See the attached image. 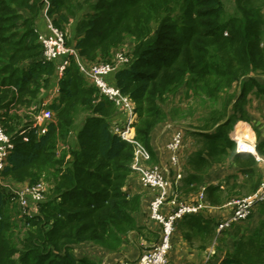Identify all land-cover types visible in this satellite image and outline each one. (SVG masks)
Here are the masks:
<instances>
[{"label": "trees", "instance_id": "obj_1", "mask_svg": "<svg viewBox=\"0 0 264 264\" xmlns=\"http://www.w3.org/2000/svg\"><path fill=\"white\" fill-rule=\"evenodd\" d=\"M46 16L78 52L62 76L57 60L44 59L39 22ZM119 49L129 60L108 80L135 104V137L152 159L151 133L167 121L170 95L199 93L210 104L179 125L194 139L187 159L181 155L183 201L206 186L209 204L220 206L262 183L259 163L237 152L230 132L239 120L252 123L264 159V136L250 112L260 107L253 100L264 99V0H0V124L13 142L0 170V264H101L98 251L142 234V199L132 190L136 145L114 130L116 104L79 65L112 62ZM55 87L47 104L54 116L41 133L31 116ZM217 163L246 178L229 188L206 185ZM43 172L53 176L51 191L27 214L11 187L37 183ZM255 209L256 227L241 225ZM203 211L179 220L186 241L203 251L233 237L217 264H264V202L221 233ZM216 254L206 264H215Z\"/></svg>", "mask_w": 264, "mask_h": 264}, {"label": "built area", "instance_id": "obj_2", "mask_svg": "<svg viewBox=\"0 0 264 264\" xmlns=\"http://www.w3.org/2000/svg\"><path fill=\"white\" fill-rule=\"evenodd\" d=\"M46 19L48 20V30L40 33V41L44 46V59L48 61L57 60L59 62L58 74L62 76L70 64V57L72 55L79 57L78 52L66 44L65 34L56 28L47 16ZM128 60L126 54L119 52L112 62L84 63L80 61L79 64L82 74L99 89L101 94L109 97L116 104L118 113L125 114L126 122L124 125L118 122L114 130L121 134L124 139L136 145L133 168L139 172L140 182L154 191L148 206L149 217L159 222L161 226L160 238L156 243L147 247L135 258H124L113 264H170V252L173 248L174 233L179 220L187 214L202 212L210 204L206 199L205 187L201 189L195 201H183L180 198L179 186L184 174L181 169V150L184 144L183 135H185L182 128L176 130L172 141L169 143L171 156L168 167L163 166V164H153L150 151L136 139L133 124L137 119V112L134 109V104L122 93L119 87L108 80L109 75ZM54 92H58L57 88ZM48 103L49 101L45 100L42 107L33 112L31 116L34 124L40 127L41 133L46 132L47 123L54 116L53 111L47 107ZM234 141L237 152L252 154L257 161H264L257 151L256 141L242 139L236 135ZM12 148L11 137L5 133L0 124V170L6 166L7 157ZM173 166L179 170L175 171ZM11 189L18 195L23 211L30 215L37 211V204L47 197L44 182L13 185ZM262 202H264V180L252 194L233 198L227 203V205L232 206V213L219 220L217 232L221 233L231 228L233 224L245 220L254 208Z\"/></svg>", "mask_w": 264, "mask_h": 264}, {"label": "crops", "instance_id": "obj_3", "mask_svg": "<svg viewBox=\"0 0 264 264\" xmlns=\"http://www.w3.org/2000/svg\"><path fill=\"white\" fill-rule=\"evenodd\" d=\"M47 21L48 20L46 19V17H43V19L39 22V27H40L41 31L46 32L48 30ZM84 63H87V62H84ZM55 90H56V87L50 91L49 98H47L48 101L52 100L53 96L56 95V93L54 92ZM260 99H262V98H260ZM255 101H256V99L253 100V105L255 104ZM119 116H120L119 117L120 124L124 125V123L126 122L125 114H120ZM240 122H243L244 125H242V128L239 129V123ZM253 122H255L254 118H253ZM256 125L259 127V129L261 130V132L264 136V121L260 120L258 122V124H256ZM177 126H179V125H177L175 123L165 122V123H163V125H161V127H159V128L155 127L153 129V131L151 133V139H150V145H151L152 151L154 152V155H155V157L153 159V164H160V165L163 164V166L168 167V165H169L168 161H169L170 156H171V152L169 149V143L172 141V139L174 137V134L177 130ZM235 135L242 138V139H246V140H254V141L257 140V133H256L252 123H249V122L244 121V120H239L234 125V128L230 132V137L234 140ZM256 143H257V141H256ZM243 154H245V153H243ZM257 163H259L258 168H259V170L262 171V174H263L264 173V161H261V162L257 161ZM229 167L230 168H228L226 170V172L222 171V172L216 173L215 169H214V171L210 172V177L207 178L206 185L222 183V187L227 186L229 188V187H232V185L234 184L235 181H237L238 183L244 181V179L246 178V174H244L240 171H236V167H233L230 165H229ZM174 169H175V171L179 170V168H177V167L176 168L174 167ZM181 169L183 171L182 164H181ZM234 173H235V175H234ZM173 174H174V170H173ZM182 185H183V180H181V183H180V186H182ZM203 187H206V186H203ZM132 190L135 193H138L139 195H141V199H142L140 210L138 213H136L137 220L139 221L140 225L143 227L142 234L132 233L128 237V240H125L123 242V244H121L118 248H116V250L104 249L101 252L98 251L97 253H103L104 258H102V264H110L111 262L116 261L117 259L120 260L121 256H123L125 258H135L143 250H145L147 247H150L152 244L156 243L160 238V230H161L160 223L155 221V220H150L147 217V208L149 206V202H150L152 195H153V192H154L153 189L144 186L140 182L139 177H138L135 179V182L132 186ZM199 192L196 195H191L189 197V199H187V200H189V201H192L193 199L195 200L197 198ZM250 194L251 193L246 194L244 196H247ZM231 199H233V198H231ZM229 201L225 202L223 205H220V206L210 205L207 209H205L203 211V215L206 217L215 218V219H217V221H219L220 219H222L224 217L229 216L233 210L231 205H227V203ZM259 217H260L259 214L256 213L253 216V218L251 219V221L248 222V226L250 229H252V228L254 229L256 227ZM176 231H175V233H176ZM180 231H181V229H180ZM175 233H174V236H175ZM181 235H182V231H181ZM232 238H230L229 241L226 243L227 246H225V245L222 246L219 241L216 242V240H215V243L213 246L217 245V254L219 256V258L216 259L217 263L223 257V254L226 252V249L229 246H233ZM182 239H184L183 235H182ZM182 239H180V241L178 239V242H177V239L175 240L172 251L170 252V264H191V263L192 264H202L203 258H199L198 256H196L194 254L195 252L193 251V249H191L189 246H188L189 250H187V252H188V254H190V256L189 255L188 256L182 255L178 251V250H182L185 248L183 246V244H185L186 241L184 240V242H183ZM230 241H231V244H230ZM177 243H178V247H180V248L176 247ZM219 245H221L223 248L220 249ZM211 251H212L213 255L216 254V250L214 247H213V249H211ZM219 251H221V253H219ZM222 252H224V253L222 254ZM113 257H114V260L111 261L113 259Z\"/></svg>", "mask_w": 264, "mask_h": 264}, {"label": "rangeland", "instance_id": "obj_4", "mask_svg": "<svg viewBox=\"0 0 264 264\" xmlns=\"http://www.w3.org/2000/svg\"><path fill=\"white\" fill-rule=\"evenodd\" d=\"M123 47H124L123 48L124 51H128L129 50L128 49L129 46L127 44H125ZM120 51H121L120 49L117 50L116 54L119 53ZM113 60H114V58H113ZM168 98L169 99L164 104V107L169 112V117H168L167 121H165V122L175 123L177 125H180L181 127H183L184 125L186 126V125L190 124L191 122L196 121L198 119V116H200V114L203 112V110H204L203 107H205V105H206L205 103H208V102H203L204 100L200 97L199 93L195 97L192 96V97L189 98V97H185L184 91H181V92L179 91V93L170 95ZM255 105H260V107H258L256 109H254L252 107V108H250V112H252V114H253L255 123L258 124V122L264 118V99L257 98L256 101H255ZM134 109H135V104H134ZM173 109H175V112H176V116L175 117L171 113ZM135 111H136V109H135ZM165 122H162V123L158 124L156 127H158V128L161 127V125H163V123H165ZM180 126H177V129L181 128ZM184 137H185V140H184V144H183V147H182V154L181 155H182L183 159H187L186 157L188 156L189 151L193 149L194 139H193L192 136L187 137L186 134L183 135V138ZM62 146H63V142L60 140V142L58 143L57 149L58 150L61 149L62 153H63L64 149H62ZM151 162L153 163V159L152 158H151ZM228 168H230V167H229V164H227V163L224 164V165H221L220 163H217L212 168H210L209 172L214 171V169L216 170L215 171L216 173H219V172H222V171L226 172V170ZM135 173L137 174V176H139V172L138 171H136ZM40 178L41 179H40L39 182H44L45 183L46 190H47L46 192H47V195H48L49 192L51 191V183H50L51 181L50 180H52L53 176L50 175L47 172H43ZM263 180H264V176H263ZM235 198H238V197L236 196ZM147 211H148L147 212V217L150 220H152L149 217L150 215H149L148 208H147ZM255 211H256V213H258L257 209H255ZM249 221H251V220H248L245 224H241V225H244V227L245 226L249 227L248 226V222ZM176 230L177 231H176L175 236H174V243H175L176 239H177V242H178V239H179V241H180V239H182L180 227L177 228ZM182 240L184 242L185 239H182ZM215 240L213 241V243L211 245H209L206 248V250H203V251H201L200 248L197 247V245H198L197 241L193 242L195 246H192L190 244V242L185 240L186 242H185V244H183V246L185 248L182 249V250H178V251L182 255H187V256L189 255L190 256V254H188V252H187V250H189L188 249V246H189L191 249H193V251L195 252L194 254L196 256H198L199 258H203L202 264H204V263L206 264V261H208L209 258L214 256L212 251H211V249H213V247L215 248L216 253H217V245L213 246L214 243H215ZM176 247L180 248V247H178V243L176 244ZM87 253H89V252L87 251ZM219 253H221V251H219ZM223 253L224 252H222V254ZM97 255H98V258L100 259V262L102 264V258H104L103 257V253H97ZM123 258H125V257L121 256L120 260H122ZM113 260H114V257H113V259L111 261H113ZM117 260H119V259H117ZM116 261H113L110 264H113ZM215 264H217V261H216Z\"/></svg>", "mask_w": 264, "mask_h": 264}, {"label": "bare ground", "instance_id": "obj_5", "mask_svg": "<svg viewBox=\"0 0 264 264\" xmlns=\"http://www.w3.org/2000/svg\"><path fill=\"white\" fill-rule=\"evenodd\" d=\"M242 125H244V123H243V122H240V123H239V129L242 128ZM237 126H238V125H237Z\"/></svg>", "mask_w": 264, "mask_h": 264}]
</instances>
